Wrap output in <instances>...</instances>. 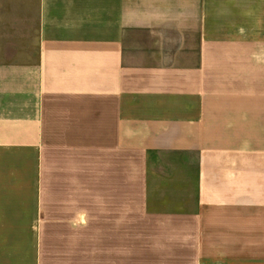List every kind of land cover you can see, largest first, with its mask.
<instances>
[{
	"label": "crops",
	"instance_id": "1",
	"mask_svg": "<svg viewBox=\"0 0 264 264\" xmlns=\"http://www.w3.org/2000/svg\"><path fill=\"white\" fill-rule=\"evenodd\" d=\"M9 164L76 200L0 203V264H264V0H0Z\"/></svg>",
	"mask_w": 264,
	"mask_h": 264
},
{
	"label": "rangeland",
	"instance_id": "2",
	"mask_svg": "<svg viewBox=\"0 0 264 264\" xmlns=\"http://www.w3.org/2000/svg\"><path fill=\"white\" fill-rule=\"evenodd\" d=\"M12 165H5V179L0 181L1 185L4 187V194L0 195V203L4 204H33L38 203L45 207L44 211L38 212V220H49L56 219L65 213H60L58 211H47L46 206L55 204H65L68 201H75V196H68L69 188L74 187L68 181L65 180H53L52 179H29L28 172L21 171V178H12ZM24 172V173H23ZM62 192H64L62 194ZM52 193V194H51ZM27 214L22 212L21 215ZM64 218V217H61ZM91 229V228H89ZM41 231L42 235V250L44 251H81L85 253L93 252L95 245H93L92 238H86L84 244H59L61 241L56 238L60 237L61 228L60 227H50L49 224H42L38 231ZM141 235V229L139 227L134 228V242L133 250L140 251L141 244L138 241ZM106 246H109L108 244ZM85 264L91 263L92 260L85 259L83 261Z\"/></svg>",
	"mask_w": 264,
	"mask_h": 264
}]
</instances>
